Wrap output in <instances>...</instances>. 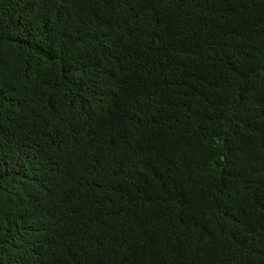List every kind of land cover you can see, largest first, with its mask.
Wrapping results in <instances>:
<instances>
[{
  "label": "trees",
  "instance_id": "16d2710c",
  "mask_svg": "<svg viewBox=\"0 0 264 264\" xmlns=\"http://www.w3.org/2000/svg\"><path fill=\"white\" fill-rule=\"evenodd\" d=\"M0 264H264V0H0Z\"/></svg>",
  "mask_w": 264,
  "mask_h": 264
}]
</instances>
